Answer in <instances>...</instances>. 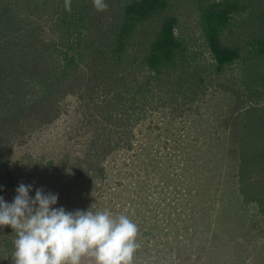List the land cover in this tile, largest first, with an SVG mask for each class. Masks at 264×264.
Wrapping results in <instances>:
<instances>
[{"label": "rangeland", "instance_id": "obj_1", "mask_svg": "<svg viewBox=\"0 0 264 264\" xmlns=\"http://www.w3.org/2000/svg\"><path fill=\"white\" fill-rule=\"evenodd\" d=\"M197 1L175 4L184 65L165 64L158 74L139 66L140 51L135 68L96 65L82 53V20L71 35L66 27L63 39L62 28L43 18L41 35L59 47L63 65L70 57L75 63L47 110L27 115L28 132L4 150L12 170L3 174L5 202L24 183L32 198L36 189L58 194L54 207L66 211L127 215L139 228L134 264H264V213L240 191L243 182L264 183L255 165L252 180L240 178L244 148L254 138L262 143L264 84L249 78L242 62L217 68ZM107 5L93 37L114 31ZM227 37L225 30L226 42L234 41ZM52 106L57 114L47 120ZM6 235L16 238L0 227L3 244ZM13 252L0 264H13Z\"/></svg>", "mask_w": 264, "mask_h": 264}, {"label": "trees", "instance_id": "obj_2", "mask_svg": "<svg viewBox=\"0 0 264 264\" xmlns=\"http://www.w3.org/2000/svg\"><path fill=\"white\" fill-rule=\"evenodd\" d=\"M178 1L105 0L110 5V23L114 31L107 29L100 36L93 37L94 24L106 17V11L95 10L93 0H71L75 9L72 12L65 10L63 0H0V194L5 187L3 174L12 173L4 150L28 132L31 126L29 119L32 118H25L27 115L47 110L44 106L50 95L57 92L56 85L59 86L60 79L69 74L68 67L75 63V58L70 57L63 65L62 57L57 53L59 47H54V41H48L41 35L43 18L53 20L54 27L62 28L63 39L67 38L66 27L71 35L78 25L77 19L82 20L84 30L79 39L82 53L89 55L96 65L112 60L115 65L135 68L134 61L139 60L136 52L140 51L139 66L147 64L158 74L165 64L184 65L185 62L182 57L187 53V46L176 32L179 16L174 11ZM197 2L208 48L217 68L221 70L237 61L242 62L247 65L248 77L252 76L264 84V0ZM154 19L157 24L152 22ZM243 29L244 37H240ZM225 30L229 39L234 40L232 43L226 42ZM111 73L119 75L120 71ZM122 74L121 79L128 78L125 76L127 73ZM54 106L51 108L56 113L47 120L57 114ZM263 131L264 126L258 136L263 144L254 138L252 146L244 148L240 163L242 181L252 180L250 168L254 165L258 168L255 175L260 174L264 178ZM243 183L240 191L244 200L257 202L264 213V183L258 188L253 181ZM256 192L261 193L257 195ZM2 239L5 241L4 244L0 241V259L6 252L14 251L12 239L8 235Z\"/></svg>", "mask_w": 264, "mask_h": 264}, {"label": "clouds", "instance_id": "obj_3", "mask_svg": "<svg viewBox=\"0 0 264 264\" xmlns=\"http://www.w3.org/2000/svg\"><path fill=\"white\" fill-rule=\"evenodd\" d=\"M96 11L107 10L105 0H93ZM71 11V0H65ZM20 183L11 203L0 197V227L9 226L13 264H134L140 248L139 228L127 215L89 209L66 211L58 194Z\"/></svg>", "mask_w": 264, "mask_h": 264}]
</instances>
